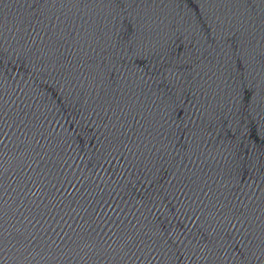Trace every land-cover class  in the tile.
Returning <instances> with one entry per match:
<instances>
[{"label": "water", "instance_id": "95a60500", "mask_svg": "<svg viewBox=\"0 0 264 264\" xmlns=\"http://www.w3.org/2000/svg\"><path fill=\"white\" fill-rule=\"evenodd\" d=\"M0 264H264V0H0Z\"/></svg>", "mask_w": 264, "mask_h": 264}]
</instances>
